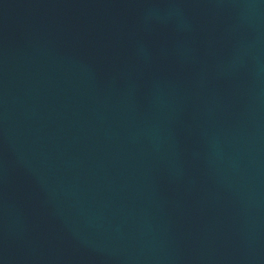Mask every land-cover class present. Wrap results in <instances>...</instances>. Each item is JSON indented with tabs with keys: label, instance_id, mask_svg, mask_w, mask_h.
<instances>
[{
	"label": "water",
	"instance_id": "water-1",
	"mask_svg": "<svg viewBox=\"0 0 264 264\" xmlns=\"http://www.w3.org/2000/svg\"><path fill=\"white\" fill-rule=\"evenodd\" d=\"M0 264H264V0H0Z\"/></svg>",
	"mask_w": 264,
	"mask_h": 264
}]
</instances>
